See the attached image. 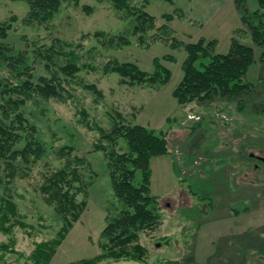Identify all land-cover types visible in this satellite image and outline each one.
<instances>
[{
    "label": "rangeland",
    "instance_id": "rangeland-1",
    "mask_svg": "<svg viewBox=\"0 0 264 264\" xmlns=\"http://www.w3.org/2000/svg\"><path fill=\"white\" fill-rule=\"evenodd\" d=\"M246 1L250 10L258 3ZM185 2L148 0L146 10L156 17L157 27L167 23L173 29L172 35L183 43L213 32L220 53L229 50L232 28L240 25L236 35L254 47L261 68L264 48L253 42L235 2L234 15L225 10L217 25L204 27L190 17L198 7H193L191 15L186 12L189 17L178 16L176 8L190 10ZM85 6L92 7L91 12ZM28 11L25 0H0V20L17 17L6 39L15 47L14 53L25 51L26 63L36 74L48 75L56 67L46 65L35 47L63 43L81 54L82 68L72 80L73 91L67 100L36 96L22 106L24 116L38 129L45 148L43 157L37 162L17 160L13 178L7 176L9 168L0 159V197H12L18 207L17 218L32 226L14 228L16 248L28 256L35 241L54 238L64 223L63 214L44 185L48 177L69 164L78 169L79 175L74 179L69 173L72 191H78L77 201L85 200L87 205L50 264H69L101 252V230L107 216L115 214L120 206L104 153L94 144L102 130L113 128L119 112L127 123L167 132L173 154L151 159V189L159 196L162 224L154 231L141 233V242L149 249L146 261L111 260L102 264H264V161L256 162L251 157L264 156V81H259L262 70L256 64L250 66L248 78L258 90L253 96L243 97V110L238 108L237 99L219 94L211 101L183 107L173 96L183 76V46L174 48L171 41L153 39L160 33L158 29L149 30L144 37L148 38V47L141 43L139 34L130 35L129 44L110 45L107 37L123 33L131 18L115 6L114 0H64L59 13L45 25L27 23ZM166 14H174V18L167 21ZM164 54L173 55L175 60L163 61L172 70L171 81L163 86H131L120 82L118 73L104 71L105 63L113 58L153 71V59ZM8 72H1L0 79ZM92 84L101 90L100 94ZM119 144L126 147L125 139ZM23 145L21 141L16 147ZM66 145L71 150L61 152ZM78 158L84 161L78 164ZM207 198L212 200L211 206ZM7 239L8 235L1 232L0 242ZM27 256L18 259L17 254L9 253L7 264H34Z\"/></svg>",
    "mask_w": 264,
    "mask_h": 264
},
{
    "label": "trees",
    "instance_id": "trees-1",
    "mask_svg": "<svg viewBox=\"0 0 264 264\" xmlns=\"http://www.w3.org/2000/svg\"><path fill=\"white\" fill-rule=\"evenodd\" d=\"M29 3L27 23L45 25L49 23L61 10L64 0H25ZM132 1V0H131ZM130 0H114L118 9H124L130 15V26L119 35L107 37L112 46H122L131 42L129 36L139 34L141 43L146 44L144 38L147 32L158 29L159 34L153 36L171 41V46H183L186 56L182 62L183 76L173 90V96L181 106H190L196 101H211L213 95L219 94L229 99H237L240 110L245 109L244 96H253L257 86L248 78L250 66L256 61L254 47L244 43L237 37L240 29H236L231 38L230 48L226 53L217 52L218 41L201 36L196 41L183 43L173 35V29L164 23L156 26V17L146 10L148 0H141L139 4H132ZM175 4V0H167ZM240 14L241 22L248 28L253 42L264 48V0H258V8L250 10L246 0H234ZM91 12L89 6H85ZM178 16L183 18L185 12L176 8ZM167 21L174 18V14L165 15ZM16 15L0 20V79L2 93L0 97V159L9 168L7 176H15L16 161L37 162L45 153L43 142L39 138L36 125L24 116L22 106L28 98L36 96L44 99L67 100L72 95L70 87L72 80L81 70V54L75 47L60 45L36 46L35 50L40 58H44L46 65L56 67L50 69L48 75H37L33 67L26 63V52L14 53L15 47L6 39L10 35ZM104 35V32H98ZM70 45V44H68ZM41 59V60H42ZM175 60L171 54L156 56L153 59V71L143 70L138 64L130 61L122 62L116 58L108 60L104 65L106 73L116 72L120 75V82L131 86L158 87L168 84L172 79V70L163 61ZM261 74L260 82L264 81V50L260 53ZM92 89L99 94L101 90L95 84ZM117 118L110 131H104L96 141V150L103 151L112 187L120 206L115 214L107 216L105 226L101 230L99 247L101 252L88 258H82L69 264H102L106 261L131 260L146 261L149 249L141 242V233L154 231L162 224L159 212V196L152 193L151 159L160 155H172L173 148L167 137V132H156L141 124H130L117 112ZM125 139L126 147L119 144ZM24 141V145L17 148V144ZM67 146V147H66ZM64 146L71 150L68 145ZM255 161H264V156L251 154ZM84 160L77 159V163ZM255 166V163H254ZM259 168V166H257ZM256 166L254 167V169ZM69 170V171H68ZM78 178V169L68 164L57 170L47 178L44 190L56 201L57 210L63 214L64 223L52 239L35 241V247L27 256L16 248L17 240L14 228L17 225L32 227L19 220L17 203L10 196L0 197V233L8 235L6 241L0 242V264H7L9 253L17 254V258L31 260L34 264H50L58 247L65 240L71 228L79 218L87 203L77 201L78 191H72V180L69 173ZM64 184L68 187L65 188ZM194 194L206 200L197 191ZM209 200L210 206L212 200ZM170 264V263H166Z\"/></svg>",
    "mask_w": 264,
    "mask_h": 264
},
{
    "label": "crops",
    "instance_id": "crops-1",
    "mask_svg": "<svg viewBox=\"0 0 264 264\" xmlns=\"http://www.w3.org/2000/svg\"><path fill=\"white\" fill-rule=\"evenodd\" d=\"M232 1H229V0H186L185 4L188 5L190 10L188 11V10H185V8L184 9L182 7L181 8L184 10L185 16L189 17L188 14L191 15L190 13H192L193 7H198L197 8L198 10L194 14V16H190V17H191V19L199 21L200 25H202L204 27L206 25H213V23L217 25V23H215V22L219 18L223 17V15L225 14V10H228L229 12L232 13V15H234V12H233L234 0H232ZM257 8H258V3H257V5L254 6L253 10H255ZM238 14H239V12H238ZM239 16H240V14H239ZM238 27H240V25L236 26L235 28H232V35L230 37V44H231V38H232L233 33H234L233 31H234V29H237ZM212 35H213V32H209L208 36H207V34H204L203 36L207 37L208 39H217V41H218V38H212L213 37ZM256 60H257V56H256ZM253 64L257 65L256 68L261 69L259 64L256 63V61ZM250 69H251V67L249 68V71H248V77H249Z\"/></svg>",
    "mask_w": 264,
    "mask_h": 264
}]
</instances>
